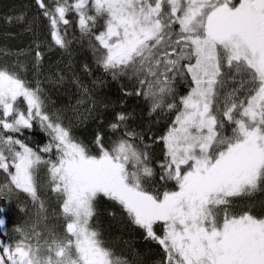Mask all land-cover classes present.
Masks as SVG:
<instances>
[{"label": "snow or ice", "instance_id": "1", "mask_svg": "<svg viewBox=\"0 0 264 264\" xmlns=\"http://www.w3.org/2000/svg\"><path fill=\"white\" fill-rule=\"evenodd\" d=\"M15 13L4 24L30 40L0 45V201L24 195L36 219L10 234L0 203V264H146L133 241L126 254L105 238V213L159 248L151 264H264V0H30ZM74 46L91 63L77 69ZM109 79L144 101L146 123L98 96ZM66 85L75 103L58 106Z\"/></svg>", "mask_w": 264, "mask_h": 264}, {"label": "trees", "instance_id": "2", "mask_svg": "<svg viewBox=\"0 0 264 264\" xmlns=\"http://www.w3.org/2000/svg\"><path fill=\"white\" fill-rule=\"evenodd\" d=\"M30 3V0H0V45H7L9 47H22L28 43L30 36L25 34L20 27L5 25L3 17L6 15L16 14L15 10L21 8H26ZM78 36L79 33L77 32ZM73 57L77 69L79 68L80 63L87 61L91 63V55L88 52L82 51L78 46H74ZM62 59V53L58 49H54L48 53L46 57V65L51 63L56 64L57 61ZM63 59L66 61L67 56H63ZM63 67V64L60 65ZM119 84H127L126 80H121L119 83L116 81H111L109 79L108 84L99 91L98 96L103 97L106 101L119 104V101L125 100L126 103L123 107L127 111H135L137 116L136 123H146L147 117V106L142 99H138L134 96L132 97H123L120 93ZM66 89H68L66 91ZM131 90V88H129ZM74 89H71L70 85H66L65 88H61L58 91L53 92V99L57 101V105L66 104L71 98L72 103H75ZM105 117V123L107 119L111 116V109L108 112L103 113ZM145 119H141V118ZM97 121L89 120L85 125L80 126L78 134L81 135L85 140L90 139L92 129L97 127ZM162 126V125H161ZM103 127V126H101ZM32 138L36 142H42L44 140V135L39 130H35L30 133ZM2 178V177H1ZM43 196L44 194L41 193ZM264 199V194H258L256 200L259 201ZM6 208L7 212L5 213L7 219V229L11 234V229L15 226H24L27 223H31L36 219L34 213L36 209L33 205L25 198L24 195L13 196L11 203L7 201H0ZM26 207L27 212L21 211V208ZM102 208L113 209V206L109 203H103ZM117 211L118 209H113ZM35 217V219H32ZM100 225L103 229L105 238L109 239L112 244L115 246L117 252H125L127 254V249L122 241H133V246L141 254L142 258L146 261V264H151V261L155 258H158L159 248L154 243H146L140 236L138 230L131 228L130 226L124 225L118 220H113L106 213L100 216Z\"/></svg>", "mask_w": 264, "mask_h": 264}, {"label": "rangeland", "instance_id": "3", "mask_svg": "<svg viewBox=\"0 0 264 264\" xmlns=\"http://www.w3.org/2000/svg\"><path fill=\"white\" fill-rule=\"evenodd\" d=\"M0 179H2V178L0 177ZM32 219H35V217H33Z\"/></svg>", "mask_w": 264, "mask_h": 264}]
</instances>
